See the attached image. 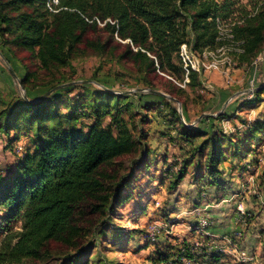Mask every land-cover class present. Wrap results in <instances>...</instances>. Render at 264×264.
Instances as JSON below:
<instances>
[{
    "label": "trees",
    "instance_id": "1",
    "mask_svg": "<svg viewBox=\"0 0 264 264\" xmlns=\"http://www.w3.org/2000/svg\"><path fill=\"white\" fill-rule=\"evenodd\" d=\"M47 4L48 0H0V36L9 34L13 45L37 51L40 71L51 76L72 67L82 45L104 51L116 34L120 40L130 41L123 57L149 71L159 68L171 77L183 72L178 62L183 44L194 42V48L202 52L233 41L244 51L241 61L249 63L264 49V0L245 4L240 0H59L55 11ZM227 19L232 20L230 33L224 34L228 39L223 35L217 41L219 24ZM98 21L105 26L100 28ZM99 31L110 39L105 43L92 40L91 34ZM9 43L5 40L3 47ZM36 75V71L27 72L20 80L28 100L19 98L0 113L4 132L22 122L34 142V150L25 152L8 178L0 176V210L5 211L0 226L7 230L0 264H47L53 258L72 260V253L77 257L85 240L89 236L96 239L101 233L99 226L111 219L114 209L126 199L123 191L130 176H121L118 169L108 173L106 167L139 147L150 152L148 144L135 140L130 127L136 129L134 121L123 116L128 94H113L98 77L48 94L59 85L76 81L60 75L36 82ZM142 79L147 89L156 90L146 76ZM197 80L198 74L191 73L190 85ZM79 87L90 99L72 104L69 96ZM39 90H44V95L33 99L31 93ZM263 92L264 86L254 94ZM64 102L73 105L70 112L63 110ZM173 114L179 118L177 110ZM180 124L179 134L191 152L170 188L181 183L195 157H199L207 183L222 187L224 170L220 165L225 153L221 138ZM263 131L264 121L251 124L246 140H258ZM241 154L239 149L235 157L242 159ZM14 222L22 224L21 231L10 229ZM186 255L198 261L189 251ZM153 264L173 263L159 256L153 258Z\"/></svg>",
    "mask_w": 264,
    "mask_h": 264
},
{
    "label": "rangeland",
    "instance_id": "2",
    "mask_svg": "<svg viewBox=\"0 0 264 264\" xmlns=\"http://www.w3.org/2000/svg\"><path fill=\"white\" fill-rule=\"evenodd\" d=\"M247 1L240 0L244 4ZM58 4L59 0H48L47 7L55 11ZM230 22L227 19L219 24L217 41L230 33ZM105 24L98 21L100 28ZM90 38L102 43L110 39L101 31ZM225 38L228 39L227 35ZM5 40L10 43L3 47ZM11 40L9 34L5 38L0 36V113L24 98L27 92L20 80L27 72L36 71V82L65 75L83 84L98 77L113 94L131 92L123 116L136 124V129L130 126L135 140L140 138L150 147V152L145 153L143 146L139 147L106 167L108 173L118 169L121 176H130V184L123 191L126 199L111 216L114 223L107 218L99 226L100 235L96 239L89 236L77 257L72 253V260L53 258L47 264H153V258L159 256L173 264H264V131L258 140H246L249 126L264 121V92L254 94L264 86V49L249 63L241 61L240 54L244 51L233 41L202 52L194 48V42L183 44L178 52L183 72L171 77L159 68L149 71L145 65L123 57L130 41H122L116 34L104 51L82 45L72 67L51 76L40 71L37 51L17 47ZM184 45L190 54L212 67L196 63L197 70L188 73L182 56ZM193 72L198 74V80L191 86ZM143 76L165 96L149 92ZM43 93L44 90H39L31 96L34 99ZM69 97L72 104L90 99L81 87ZM72 106L64 102L62 108L70 112ZM174 109L179 113L178 119ZM2 120L0 176L8 178L25 152L34 150V142L22 122L7 133L1 129ZM180 121L188 128L221 138L225 153L220 165L224 170L222 187L207 183L197 162L199 157H195L181 183L170 188L191 152V146L179 134ZM239 149L242 159L235 157ZM4 212L0 210V219ZM10 229L19 232L22 224L14 222ZM6 234L7 230L0 226V250ZM188 251L199 262L191 261L186 255Z\"/></svg>",
    "mask_w": 264,
    "mask_h": 264
},
{
    "label": "built area",
    "instance_id": "3",
    "mask_svg": "<svg viewBox=\"0 0 264 264\" xmlns=\"http://www.w3.org/2000/svg\"><path fill=\"white\" fill-rule=\"evenodd\" d=\"M230 38H233V35H230ZM182 56L184 58L185 61V69L187 70V72L189 73L191 70L196 71L197 67H196V63L199 64V66H207L205 65V63L203 62L202 58L197 59L194 55L190 54L188 52L187 49V45H184L182 47ZM203 58L206 57V54H204V56H202ZM208 67H212L210 65H208L206 68Z\"/></svg>",
    "mask_w": 264,
    "mask_h": 264
},
{
    "label": "water",
    "instance_id": "4",
    "mask_svg": "<svg viewBox=\"0 0 264 264\" xmlns=\"http://www.w3.org/2000/svg\"><path fill=\"white\" fill-rule=\"evenodd\" d=\"M10 71H11V73L15 76V73L13 72V70L10 69ZM76 83H79V82H70V83H66V84L59 85V86H57L54 90L48 92V94L51 93V92H53V91H55V90H59V89H62V88H64V87H68V86L74 85V84H76ZM261 88H262V87H261ZM147 90H148L149 92H151V93H154V94L164 95L163 93L158 92V91L153 90V89H147ZM122 93L129 94V93H131V92H129V91H125V92H122ZM48 94H46V95H48ZM46 95H45V96H46ZM45 96H42L41 98H39V99H37V100H35V101H39V100L43 99ZM164 96H165V95H164ZM23 97H24L25 100H28L26 93L23 94ZM171 99H174V98L171 97ZM181 115H182V114H181Z\"/></svg>",
    "mask_w": 264,
    "mask_h": 264
}]
</instances>
